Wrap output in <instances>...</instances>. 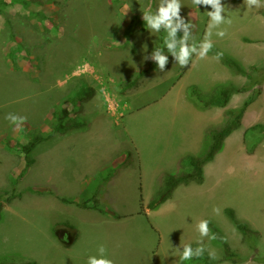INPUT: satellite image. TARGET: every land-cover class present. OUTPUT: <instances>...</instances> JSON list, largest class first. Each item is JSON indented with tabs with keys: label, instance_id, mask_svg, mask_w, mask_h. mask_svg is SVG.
<instances>
[{
	"label": "rangeland",
	"instance_id": "1",
	"mask_svg": "<svg viewBox=\"0 0 264 264\" xmlns=\"http://www.w3.org/2000/svg\"><path fill=\"white\" fill-rule=\"evenodd\" d=\"M180 2L181 17L194 25L187 43L199 52L211 6ZM221 3L231 24L220 26L227 33L223 38L213 29L211 41L243 64L264 59V46L256 44L264 36V8H248L244 0ZM158 4L0 0V188L15 194L2 208L0 263L88 264L103 245L113 264H178L181 247L199 237L197 225L204 217L222 231L236 259H264V133L259 128L246 134L245 148L226 155L203 186L182 185L184 190L174 197L176 188L158 210L147 208L164 172L170 173L156 175L168 149L164 133L171 141L176 131L195 130L199 123L198 114L180 99L182 88L213 69L200 59L181 80L189 65L181 67L171 54V67H153L159 32L148 29L143 13L155 12ZM161 34L167 35L163 29ZM142 71L138 86L124 87ZM248 73L264 79V67H250ZM249 75L237 81L251 80ZM189 88L185 96L202 108ZM62 108L86 126L36 146L35 163L20 176L25 160L19 145L32 133L49 131L52 112ZM181 171L177 165L171 172ZM61 198L76 203L97 198L106 214ZM225 208L258 234L243 236ZM211 242L223 259L221 244Z\"/></svg>",
	"mask_w": 264,
	"mask_h": 264
},
{
	"label": "trees",
	"instance_id": "2",
	"mask_svg": "<svg viewBox=\"0 0 264 264\" xmlns=\"http://www.w3.org/2000/svg\"><path fill=\"white\" fill-rule=\"evenodd\" d=\"M233 3H237L240 0H231ZM191 22L193 24L192 19L185 18V22ZM193 30L190 29L189 33H191ZM177 34H184L182 30H178ZM164 37L161 34V31L159 32L158 36V42L157 47L164 49V52L166 55L170 54L167 50V48L164 47ZM223 53V56L220 58V62L227 67H229L235 74H240L243 76H248V71L241 65L239 61H237L235 58L227 55L222 50H220L215 44H213V48L210 49L208 52L209 54L215 55L217 53ZM169 57V56H168ZM172 62L169 57V62L166 65V67H171ZM156 62L154 63L153 67H156ZM253 70H256V67H252ZM145 71L140 72L139 75L124 81V87H134L138 86V80L140 76ZM250 76V75H249ZM251 80L255 83L260 82L261 79L254 78L252 76ZM251 86H243V87H237L232 83H227L225 85H221L219 87H216V89L210 93H204L201 91L196 85L190 86V95H194L195 99L200 102L203 107H210V106H219V107H225L229 101V98L232 94L247 90ZM84 90L81 91L79 98L84 95ZM77 98L72 99V103H76ZM251 100L245 101L239 108L236 109H227L224 112V120L219 125H212L205 129L204 132V140L203 145L201 147V150L197 154H190L187 153L183 155L179 161L177 162L178 168L182 167V171L180 173H168L164 172L163 179H161V183L159 187L157 186V189L151 199L149 200L147 204V208L150 210H156L159 208V206L164 203L168 198H170L173 195L174 190L182 184H188L190 182H194L196 184H202L204 182V172L203 167L205 164H207L209 161H211L214 156L219 153L224 146V140L225 138L235 129H237L241 124V119L243 117V114L248 107ZM52 115L54 117V123L52 124L49 131H38L35 133L30 134V137L28 138L27 142L19 145V150L23 154L24 160H25V168L22 169L20 176L25 172L27 168L32 166L35 163V158L32 155L33 150L42 142L49 141L53 137L57 135H65L66 133L75 130V129H81L86 126V124L82 121H79L76 117H71L69 110L62 108L60 110H54L52 112ZM258 128L261 129V131L264 132V125H256ZM253 126L252 128H254ZM251 128V129H252ZM126 165V164H125ZM10 185L14 186V181H9ZM10 189L8 188H0V221L2 219L3 215V204L9 203L12 201L13 197L15 196L14 193H11L9 196ZM35 192H38L37 194H40L41 191L35 190ZM6 196V197H5ZM19 196V195H17ZM61 201L66 204H76L77 206L83 208V209H89L98 211L100 213L105 214V211L101 209L97 198H93L92 202L90 203L89 200H84L82 202H75L72 199H66L61 198ZM225 213L227 214L230 221L235 225V227L242 233L243 236H246L248 234H258V232L253 231L250 229L249 225L239 220L236 217V214L232 208H225ZM209 228L211 229V232L216 235V240L221 244L223 250H224V259L231 260L232 262H236V254L233 253L231 250L229 244L225 241L224 234L222 231L215 226L213 223L209 221ZM198 245H193V248H196ZM194 264H199L201 262L203 263H211L214 262V259H209L208 252L205 251L204 255L199 258H193ZM0 264H36L35 261H24L21 263H14V262H1Z\"/></svg>",
	"mask_w": 264,
	"mask_h": 264
},
{
	"label": "crops",
	"instance_id": "3",
	"mask_svg": "<svg viewBox=\"0 0 264 264\" xmlns=\"http://www.w3.org/2000/svg\"><path fill=\"white\" fill-rule=\"evenodd\" d=\"M261 6L264 8V0H262ZM262 21H263L262 26H264V14L262 17ZM262 40L264 41V36L260 40H258V43H256V44H260V46L261 45L264 46V43L262 42ZM255 42H256V40L253 39L252 44H254ZM260 42H262V43H260ZM212 43L217 46V43L215 41H213ZM198 53L199 52H197V50H196V52L193 54V57L190 60V64L188 66V69L185 72V74L182 76L181 80H183L188 74H190V72L193 71L194 67H196V64L200 60V58L198 57ZM227 55H229V54H227ZM229 56H231V55H229ZM231 57H233V56H231ZM233 58H235L237 61H239L241 63V65L247 71L250 67L251 68L252 67H257V68L264 67V59L247 60L246 63L243 64L236 57H233ZM203 60L209 61V63H211L213 65V69L208 71V73L206 74V77L197 76L193 81H190L189 83L185 84L182 88V89H184L183 90V96L181 98L179 97L180 99H182V102L186 106H188L189 110H192L193 112H196L198 114L199 123L195 129L196 131L194 129L192 130L191 128L176 131L175 132L176 133L175 138H177V139H173L171 141H170V137L166 136V135H169V132L166 131V133H164L163 140H165L167 142L166 144L168 146H166V147H168V149L166 148L164 151V156L161 158L162 164H161V166L157 167L156 175L158 173L160 174L163 170H166V171L170 170V172H171L173 169H175L177 167V162L179 161V159L183 155H185L187 153H190V154L198 153L201 150V147L203 145L205 129L209 126H212V125L221 124L224 120L225 110L239 108L247 100H251V102L249 103L248 107L246 108V110L243 114L240 126L237 129L233 130L225 138L223 149L219 153H217L211 161H209L207 164L204 165V167H203L204 182L202 184H196L194 182H190L188 184H182L184 186H189V185H202L203 186L207 180V175L211 174L215 171V168L217 167L218 163L226 155H228L230 152L236 151L237 148L240 146H243V148H245V140H247L246 134L251 130L255 131V129L258 128V126H256V125H259V124L264 125V111L262 110V108L264 107V79L261 80L260 82H257V83L253 82L252 80H246V81L240 80L238 82L237 78H240L239 76L242 77L243 75L235 74L229 67L222 64L220 62V59L217 60L215 55L208 53L207 56ZM227 83H232L237 87H243V86H251V87L248 88L247 90L232 94L225 107L210 106V107H206V108L205 107L196 108L195 104L192 101V100H194V98L185 96L186 87L188 88V87L195 85V84L201 91H203L204 93L210 94L216 89V87H219L221 85H225ZM174 88H173V91L175 90ZM255 89H256V93L254 91ZM258 110H260V111L262 110V114L260 115L259 118H257V115H256ZM246 121L249 124L245 125ZM253 126H255V127L252 128ZM259 130L261 133H264L263 131H261L260 128H259ZM132 141H133V139H132ZM170 142H172V143H170ZM138 148L135 147V151L137 152V154H139V152L142 153L141 149L138 150ZM139 155H141V154H139ZM140 161H141V159H140ZM180 169H182V167H180ZM182 185H179V187H177V189L174 192L175 193L174 197H175V195H177V193L180 190L181 191L184 190V187H182ZM164 203H162L161 206ZM158 209H156V210H158ZM208 219L209 218L204 217L201 220H208ZM199 240H201L200 235H199V237L196 236V238L190 240V242L186 243V244H190L191 246L198 245L197 242ZM203 243L206 246L207 252L213 251L211 248L213 245H212V242L210 239H208L207 237L203 238ZM205 243H208V244H205ZM178 257H179V259H177V263L178 264H184L185 260H181V253H180V255L178 254ZM236 260H237L236 262H232L231 260H228V259H224V258L222 259V257L220 256L219 258L214 259V262H211V263L201 262L199 264H264V259H262V260L260 259L259 261H256L254 259H248V260H243V261H239L238 259H236ZM187 261H190V260H187Z\"/></svg>",
	"mask_w": 264,
	"mask_h": 264
},
{
	"label": "clouds",
	"instance_id": "4",
	"mask_svg": "<svg viewBox=\"0 0 264 264\" xmlns=\"http://www.w3.org/2000/svg\"><path fill=\"white\" fill-rule=\"evenodd\" d=\"M192 3L196 7L204 5L211 6L212 9L211 11H207L209 23L206 29L205 39L201 44V49L198 54V57L203 59L207 56L210 49L213 48V43L210 39L212 30L220 29V26L225 23L231 24V19L226 18L224 15L226 7L221 3V0H192ZM244 3L248 8H252L253 6L256 8L261 7L260 0H244ZM182 6L180 0H159L156 11L143 13V20L150 31L160 32L163 29L167 33L163 42L164 47L167 48L176 63L181 67H185L189 65V61L193 56L192 54L196 52V48L194 46H189L187 43L190 34L189 30L192 29L194 25L190 21L185 22V18L181 17L180 11ZM178 30L184 32L183 37L179 39H177ZM226 34V31L223 29L216 32V35L221 38ZM177 44L179 45L178 51L176 50ZM222 56V52L217 53L216 59L219 60ZM145 59H149V56H146ZM151 59L156 62L161 71L165 70L169 62V57L162 48L154 49ZM26 119V117L21 118L20 124ZM11 120L12 123L17 124L15 117H12ZM214 211H218V209H214ZM197 229L201 237V240L197 242L198 246L193 248L190 244L183 245L181 260H192L193 258L203 256L207 250L203 243V238L207 237L210 240L216 239V235L211 233L208 220H201L197 225ZM106 251V248L101 245L98 248V255L88 257V264H113V261L107 258ZM208 256L209 259H217L214 251H209Z\"/></svg>",
	"mask_w": 264,
	"mask_h": 264
}]
</instances>
